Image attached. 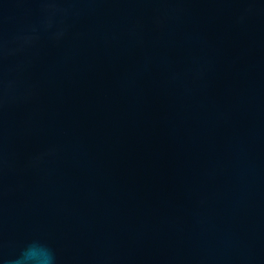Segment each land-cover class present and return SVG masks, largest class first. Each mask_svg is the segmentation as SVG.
Instances as JSON below:
<instances>
[{
    "label": "water",
    "instance_id": "water-1",
    "mask_svg": "<svg viewBox=\"0 0 264 264\" xmlns=\"http://www.w3.org/2000/svg\"><path fill=\"white\" fill-rule=\"evenodd\" d=\"M33 242L264 264V0H0V264Z\"/></svg>",
    "mask_w": 264,
    "mask_h": 264
},
{
    "label": "clouds",
    "instance_id": "clouds-1",
    "mask_svg": "<svg viewBox=\"0 0 264 264\" xmlns=\"http://www.w3.org/2000/svg\"><path fill=\"white\" fill-rule=\"evenodd\" d=\"M52 254L49 250L39 247L35 242L23 248L15 260V264H52Z\"/></svg>",
    "mask_w": 264,
    "mask_h": 264
}]
</instances>
